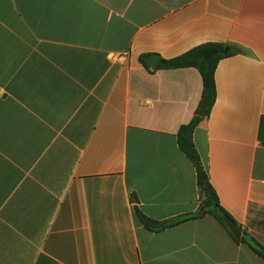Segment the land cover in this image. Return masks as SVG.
<instances>
[{"label": "crops", "instance_id": "crops-1", "mask_svg": "<svg viewBox=\"0 0 264 264\" xmlns=\"http://www.w3.org/2000/svg\"><path fill=\"white\" fill-rule=\"evenodd\" d=\"M205 43L241 50L219 62L216 101L193 133L240 240L209 214L160 231L136 216L202 213L178 145L202 77L160 64ZM255 242L264 0H0V264H264Z\"/></svg>", "mask_w": 264, "mask_h": 264}, {"label": "trees", "instance_id": "trees-1", "mask_svg": "<svg viewBox=\"0 0 264 264\" xmlns=\"http://www.w3.org/2000/svg\"><path fill=\"white\" fill-rule=\"evenodd\" d=\"M228 45L222 43H205L199 45L187 53L180 55L173 59H163L161 60L160 69H179V68H196L201 74L203 83V95L200 102V107L204 99L208 98V107L204 116L208 115L211 108L216 101V83L215 74L219 62L232 56L233 54L240 52L241 50L234 48L228 53L225 49ZM141 62L147 66V56L141 57ZM199 107V109H200ZM199 111V110H198ZM204 116H199L197 113L194 118L187 125H183L178 132V145L180 150L190 159L193 163L197 172V181L200 188V193L202 197L201 202V214H194L185 216L176 220L168 222H159L154 219H150L145 216L140 210L136 209V216L140 222L148 229L152 231H160L167 227H173L180 224L186 220L198 218L201 215H212L216 220L220 222L222 226L230 233V235L235 239L230 230L226 227L222 217L228 215V213L221 207L218 196L212 187L209 178L206 174L204 166L201 162L198 151L195 147L193 141V133L196 127L199 125ZM241 242H244L242 239ZM254 252L264 259V247L259 243L255 242L251 245Z\"/></svg>", "mask_w": 264, "mask_h": 264}, {"label": "water", "instance_id": "water-1", "mask_svg": "<svg viewBox=\"0 0 264 264\" xmlns=\"http://www.w3.org/2000/svg\"><path fill=\"white\" fill-rule=\"evenodd\" d=\"M230 51V48L227 47L225 49V52L228 53ZM160 59L154 58V59H150L149 63L151 64V66L156 69L159 65ZM208 107V98L204 99L199 111H198V115L199 116H204L206 109ZM226 227L230 230V232L232 233V235L237 239L240 240L241 236H242V227H240L236 222H234L229 216L224 215L222 217Z\"/></svg>", "mask_w": 264, "mask_h": 264}]
</instances>
